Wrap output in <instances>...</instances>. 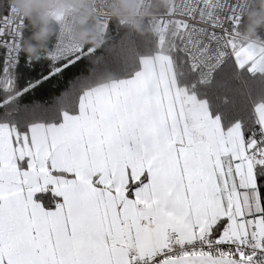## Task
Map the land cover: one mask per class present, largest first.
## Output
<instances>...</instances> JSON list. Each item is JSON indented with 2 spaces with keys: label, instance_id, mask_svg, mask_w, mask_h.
<instances>
[{
  "label": "snow or ice",
  "instance_id": "6c2138e0",
  "mask_svg": "<svg viewBox=\"0 0 264 264\" xmlns=\"http://www.w3.org/2000/svg\"><path fill=\"white\" fill-rule=\"evenodd\" d=\"M171 8L133 76L52 122L0 123V264H264V103L225 127L197 96L227 60L264 75V54L234 39L247 0ZM24 25L0 0V107L20 94ZM95 51L57 39L46 57L61 72Z\"/></svg>",
  "mask_w": 264,
  "mask_h": 264
},
{
  "label": "trees",
  "instance_id": "16d2710c",
  "mask_svg": "<svg viewBox=\"0 0 264 264\" xmlns=\"http://www.w3.org/2000/svg\"><path fill=\"white\" fill-rule=\"evenodd\" d=\"M171 4L172 0H155L153 11L158 14L168 12ZM251 11H259V0H252L248 14ZM248 14L240 21L236 33L239 37L248 27ZM110 22L112 24L108 33L105 31L102 35V38L108 40L107 44L72 67L55 72L59 63L49 61L45 56L47 53H41L38 61L29 60L25 55L23 48L36 44L32 36L39 30L33 29L26 19L24 28L28 35L24 39L23 53L20 54L15 70L13 88V93L20 94L11 103L0 107V123L26 127L37 122H52L53 117L59 116L62 111L73 110L80 93L89 87L107 82L109 78H130L139 71L138 58L152 51L155 35L140 36L117 21ZM50 24L56 33L57 22L51 19ZM250 41L264 45V28L257 29L256 38ZM52 42L53 38L46 45L48 51ZM2 57L0 50V69ZM9 95V92L0 91V101H6ZM197 96L207 103L209 112L213 117H219L223 126L231 127L240 121L247 128L252 122L254 106L264 103V75L237 70L227 60L216 71L210 84L197 89Z\"/></svg>",
  "mask_w": 264,
  "mask_h": 264
},
{
  "label": "clouds",
  "instance_id": "9594fccd",
  "mask_svg": "<svg viewBox=\"0 0 264 264\" xmlns=\"http://www.w3.org/2000/svg\"><path fill=\"white\" fill-rule=\"evenodd\" d=\"M10 5L17 13L27 19L33 29H39L32 36L35 45H26L23 48L25 55L33 61L40 59V54H46L48 41L55 36V30L50 24L49 14L63 15L72 13L80 20V27L74 32L73 38L82 46H91L100 49L108 40L102 38L101 29L91 17L89 5L91 0H9ZM118 9H111L112 17L121 25L135 32L137 35L154 34V25L146 26L144 17L137 16V0H114ZM248 27L240 37L243 43L256 38V30L264 28V0H259V11L248 14ZM92 20L90 27L84 23ZM264 70V64L261 65Z\"/></svg>",
  "mask_w": 264,
  "mask_h": 264
},
{
  "label": "built area",
  "instance_id": "2783aa9c",
  "mask_svg": "<svg viewBox=\"0 0 264 264\" xmlns=\"http://www.w3.org/2000/svg\"><path fill=\"white\" fill-rule=\"evenodd\" d=\"M251 2H252V0H247L248 8H247V10L244 13V17L248 14V12L250 10ZM96 3H97V0H91L89 8H90V11H91V17L94 18L95 21L98 23L100 29L102 30L101 31V35H103L105 33V26H104L103 22H110L111 20H115L112 17L110 10L111 9H118L119 6L114 2V0H104V7H103L102 12H97V11H94V6L96 5ZM154 5H155V0H137V16L138 17H141V16L144 17V22L146 23L147 26L154 25L155 26L154 34L157 35L158 25H157L156 21H157V18H158V16L160 14L153 12ZM13 10L16 13V15L21 17L24 20V22H25L26 19L22 15L17 13L15 9H13ZM171 11H172V8H170V10L167 13L170 14ZM49 15L51 16V14H49ZM91 22H92L91 19L86 21L84 23V27H90L91 26ZM79 27H80V20L77 18L76 15H74L72 13L63 14L62 15V19L58 23L57 31H56L54 40L52 42V45H51V48H50L49 51L53 50V48L55 47V40H57V39L70 40L72 43H74L76 45H79V46H82L81 44H79L73 38L74 32ZM234 38L238 39L239 37L237 35H235ZM19 57H18L16 65L14 66V68L9 73V78L13 82V86H12L13 88H14V85H15V77H14V75H15V70H16L18 62H19ZM48 60L53 62V63H59V62H54V61H52L50 59H48ZM222 65L218 69H220L222 67ZM1 69H2V65H1ZM216 71H215V73H216ZM215 73H214V75H215ZM214 75L212 77V80L214 78ZM212 80H211V82H212ZM0 91L7 92L2 87H0Z\"/></svg>",
  "mask_w": 264,
  "mask_h": 264
},
{
  "label": "crops",
  "instance_id": "0c3cea01",
  "mask_svg": "<svg viewBox=\"0 0 264 264\" xmlns=\"http://www.w3.org/2000/svg\"><path fill=\"white\" fill-rule=\"evenodd\" d=\"M243 47L249 48L257 54H264V45L256 43V42H247V44ZM204 101V100H202Z\"/></svg>",
  "mask_w": 264,
  "mask_h": 264
},
{
  "label": "rangeland",
  "instance_id": "374dc122",
  "mask_svg": "<svg viewBox=\"0 0 264 264\" xmlns=\"http://www.w3.org/2000/svg\"><path fill=\"white\" fill-rule=\"evenodd\" d=\"M155 6V5H154ZM153 9H154V7H153ZM170 10V9H169ZM154 12V11H153ZM51 19L53 20V21H55V22H57V27H58V23L60 22V20L62 19V15H55V14H51ZM114 21H116V20H114ZM57 31V30H56ZM56 34V33H55ZM155 35V34H154ZM156 36V35H155ZM55 37V36H54ZM239 37V36H238ZM236 41H237V43L240 45V46H245L247 43H243L242 41H241V39H240V37L237 39V38H234ZM53 40H54V38H53ZM51 48V47H50ZM50 50V49H49ZM14 77H15V75H14Z\"/></svg>",
  "mask_w": 264,
  "mask_h": 264
}]
</instances>
